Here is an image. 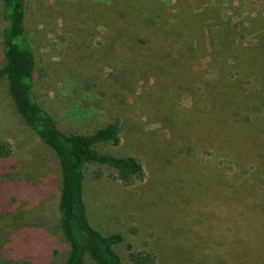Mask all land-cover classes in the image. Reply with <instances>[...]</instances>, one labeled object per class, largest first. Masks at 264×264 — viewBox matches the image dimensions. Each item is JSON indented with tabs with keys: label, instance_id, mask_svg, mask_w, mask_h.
Listing matches in <instances>:
<instances>
[{
	"label": "rangeland",
	"instance_id": "obj_1",
	"mask_svg": "<svg viewBox=\"0 0 264 264\" xmlns=\"http://www.w3.org/2000/svg\"><path fill=\"white\" fill-rule=\"evenodd\" d=\"M25 37L37 103L71 131L117 120L118 145L98 150L142 166L132 186L85 174L89 223L122 236L123 264H264V0H27ZM0 143L18 215L0 264H62L57 161L4 79Z\"/></svg>",
	"mask_w": 264,
	"mask_h": 264
},
{
	"label": "trees",
	"instance_id": "obj_2",
	"mask_svg": "<svg viewBox=\"0 0 264 264\" xmlns=\"http://www.w3.org/2000/svg\"><path fill=\"white\" fill-rule=\"evenodd\" d=\"M26 2H0V16L4 22L0 33V82L5 80L8 97L19 119L56 158L60 177L58 227L67 244L62 264H84L85 257L94 264H123L116 250L122 236L102 234L89 223L83 199L85 174L90 165L106 166L115 172V178L123 186H132L142 180V166L135 157L98 150L104 144L118 145L120 127L117 120L89 132L71 131L60 128L54 117L37 103L32 89L33 54L25 37ZM9 156L7 144L0 143V263L3 258L11 259L6 257L8 239L4 240L3 236L8 222L18 216L7 208L4 200V193L12 181L11 173L15 170ZM129 260L132 264H154L150 253H130Z\"/></svg>",
	"mask_w": 264,
	"mask_h": 264
}]
</instances>
